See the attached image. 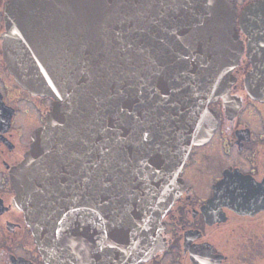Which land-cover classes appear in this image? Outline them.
Instances as JSON below:
<instances>
[{
    "label": "water",
    "instance_id": "95a60500",
    "mask_svg": "<svg viewBox=\"0 0 264 264\" xmlns=\"http://www.w3.org/2000/svg\"><path fill=\"white\" fill-rule=\"evenodd\" d=\"M122 2L8 0L5 6L10 72L30 92L55 99L11 174L15 204L46 264H139L164 248V218L184 189L180 174L193 146L207 141L218 124L210 104L227 99L236 81L241 31L249 37L253 65L245 86L264 102V0L240 17L236 0H138L142 8L136 13L117 7ZM85 43L123 73L113 87L124 97L109 101L87 84L89 67L80 56ZM93 90L103 100L99 109V101L88 97ZM70 109L85 123L102 116L103 125L116 128L107 134L113 151L105 159L127 169L107 192L97 183L103 162L93 167L106 142L99 126L89 136L91 157L84 155L55 179L46 175L37 134L76 139L77 125L55 133L50 125L56 113ZM117 133L120 143H114ZM89 171L92 179L85 182Z\"/></svg>",
    "mask_w": 264,
    "mask_h": 264
},
{
    "label": "flooded vegetation",
    "instance_id": "af4514ba",
    "mask_svg": "<svg viewBox=\"0 0 264 264\" xmlns=\"http://www.w3.org/2000/svg\"><path fill=\"white\" fill-rule=\"evenodd\" d=\"M260 0H236L238 15ZM0 0V264H46L24 212L15 204L13 170L30 149L55 99L18 83L4 52L5 6ZM227 99L210 104L218 116L213 135L193 146L180 178L183 192L164 218V248L139 264H264V102L252 98L245 78L253 65L249 37ZM252 195H225L221 177Z\"/></svg>",
    "mask_w": 264,
    "mask_h": 264
},
{
    "label": "snow or ice",
    "instance_id": "6c2138e0",
    "mask_svg": "<svg viewBox=\"0 0 264 264\" xmlns=\"http://www.w3.org/2000/svg\"><path fill=\"white\" fill-rule=\"evenodd\" d=\"M211 4L212 0H208ZM127 7L130 12L136 13L138 9L142 8L141 3L138 0H123L121 4L117 7L123 8ZM151 8V4L146 5ZM109 8L112 7L111 4L108 5ZM132 44H128V48H131ZM80 56L83 62L89 67V79L86 81L88 85H95L104 91L105 98L109 101L120 99L124 97V92L121 91L120 87H113V85H118L123 73L119 68L115 67L113 63L109 60L106 55H101L98 53H93L90 51L89 45L84 44L80 48ZM88 97H91L94 101H99L95 104L97 109L100 108V104L103 100H100L98 92L95 90L88 93ZM85 97V100L88 99ZM118 112H123L124 108L122 104H117ZM79 112L77 109L65 110L60 113L55 114V119L50 121L51 128L54 133L56 131L63 132L66 127H72L73 124L80 128L81 134L72 139L71 137L64 139L56 135L48 136L47 132L37 134L36 149L37 154H42L44 163L46 165V175L50 179H55L57 176L64 175V170H71L75 167L76 163L79 162L84 155L91 157L92 149L89 143V136L93 134V129L97 126L100 127L102 135L105 136L106 142L101 146L98 161L93 167L94 169L100 167V163L103 162V170L98 174L97 183L100 185L102 192H107L111 189L119 180L120 170L127 169V164H121L119 161L116 162L117 166L113 167L106 159L105 155H111L113 149L108 147L107 140L110 139L107 134L109 131L116 132V128H109L101 123L103 117L100 119H94L91 124L83 122L78 119ZM99 115V112H97ZM116 119V116H113ZM119 121H117V124ZM144 139L147 140V133L144 134ZM114 143H120V136L117 133ZM83 149H88L85 153ZM93 172L89 171L87 175L83 178L85 182H89L92 179ZM234 179L231 176L225 174L221 177V183L217 187L219 192L223 190L225 195L237 194L240 196L252 195L254 193L249 192L242 185L237 192V185L234 183ZM264 195V193H262ZM115 226V225H114Z\"/></svg>",
    "mask_w": 264,
    "mask_h": 264
}]
</instances>
